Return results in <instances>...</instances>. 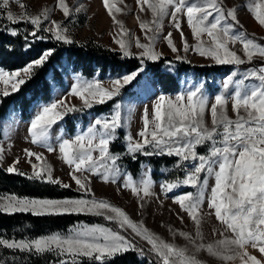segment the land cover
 <instances>
[{
	"label": "snow or ice",
	"instance_id": "1",
	"mask_svg": "<svg viewBox=\"0 0 264 264\" xmlns=\"http://www.w3.org/2000/svg\"><path fill=\"white\" fill-rule=\"evenodd\" d=\"M13 2L21 9L25 8L20 0H0V9L8 8ZM119 2L123 3V0ZM135 3L141 13L146 9L151 12L150 22L139 23L148 43H142L138 37L130 36L123 23L116 19L114 13H120L123 9L117 7L115 2L102 0L108 16L112 18L114 25L119 26V32L112 37L113 42L118 45L122 57L138 59L141 67L110 79L107 86L98 80L78 78L66 96L39 106L27 128L33 145H39L49 153L56 152L58 148L60 158L71 169L68 175L77 186L76 190L85 195L92 194L91 199L83 196L60 199L29 198L15 194L0 197V213H31L34 216L90 214L102 216L104 220L114 222L116 227L79 224L66 232H52L30 239L0 237V249L38 256L52 254L56 257L52 264H82L83 258H87L92 264H109L117 255L129 251L145 255L143 249L122 234L130 229L150 246L148 254L154 257L155 264H201L194 255L188 254L187 248L165 241L151 233L142 222H133L120 207L94 196L90 186L92 177H98L103 183L116 184L122 174L124 179L120 187L131 191L141 209L157 195L152 190L150 170H146L140 179H134L131 173L122 172L119 167L121 154L110 151L117 129L123 124L120 103H115L108 115L94 118L86 130L73 138L56 137L55 147L50 142L53 127L66 115L103 105L120 96L122 90L137 81L144 72L145 61L156 62L162 58L163 53L157 51L155 45L163 32L165 18H168V23L180 36L179 47L173 41L172 32L163 36L167 47L175 54L176 61L189 62L186 56L180 55V52L189 51H194L205 59L210 58L217 65L239 66L252 62L254 57L264 61V44L250 38L245 31H235L240 25L238 8H225L223 0H135ZM56 7L64 18L72 15L66 0H57ZM246 7L258 25L264 27V0H247ZM75 11L79 12L81 8L77 7ZM49 15L50 10L47 9L38 15H29L26 11L15 15L8 11L6 15L0 13V19H6L13 25H32V30L24 35L26 43L29 37L32 40L44 39L45 37L39 35L40 32L49 33L50 38L57 42L74 43L68 35V29L61 22L51 20L48 27L43 26L45 21H49ZM182 17H186L192 37L196 40L195 44L190 45L185 38L181 27ZM137 19L139 20V16ZM4 30L13 37L21 34L15 27L5 26ZM204 36H207V42L203 39ZM237 43L242 46L244 58L229 47L230 44ZM133 47L139 51H132ZM54 51L44 50L22 70L10 73L0 71V83L4 85L3 97L18 92L26 83L24 77L30 79L33 70L48 62ZM167 63L172 64L171 61ZM238 75L241 78L234 80ZM245 81L255 83L246 85ZM233 85L234 90L229 94ZM222 89L214 95L210 108V98L204 91L203 83L196 84L175 97L164 94L157 96L153 103L151 120L148 109L144 110L143 128L137 133L140 139H134L131 135L124 137L126 154L132 160L137 159V154L178 158L176 167L184 172L183 178L178 176L161 182L160 192L167 196L182 186L195 190L172 199L179 206L180 212L186 213L196 225L195 237L183 231L178 234L197 252L205 250L210 256L223 261L239 259L240 264H264V63L258 67H250L242 74L232 72L222 82ZM67 97L79 99L81 106L70 105ZM229 102L235 119L227 115L226 107ZM206 111L211 115V128L205 122ZM8 127L10 126L6 124L4 136H7ZM200 146H207L206 153L198 152ZM3 153L4 149L0 147V163L4 160ZM23 153L31 172L21 171L17 167L21 159L16 157L5 169L8 174H17L63 189L72 187L70 183L54 178L53 169L42 153L30 149H24ZM93 153L98 155L94 156ZM33 157L36 162H43L34 163L31 159ZM185 164L190 167L186 168ZM210 178H214V185L208 193L206 190ZM205 200L208 214L214 215L223 227L219 233L223 238L206 245L197 243L198 240H203L200 226L205 218L201 208ZM157 202L163 203L158 198ZM177 217L183 222L180 213H177ZM216 231L213 230L214 233ZM226 233H231V236L225 235ZM249 248L256 250L260 258L251 254ZM0 264H6L3 258H0Z\"/></svg>",
	"mask_w": 264,
	"mask_h": 264
},
{
	"label": "rangeland",
	"instance_id": "2",
	"mask_svg": "<svg viewBox=\"0 0 264 264\" xmlns=\"http://www.w3.org/2000/svg\"><path fill=\"white\" fill-rule=\"evenodd\" d=\"M22 4L25 5L24 9H21L20 6L16 3H10L8 8L0 9V12L6 13L8 11L13 12L15 15H21L25 11L29 15H38L40 12L44 10H50L49 21L44 22V27H48L50 25L51 20H56L65 25L68 29V35L74 41L73 44H80L86 42H93L97 45H100L111 52H119L118 45L113 42V35H116L119 32V26L114 25L111 17L108 16L106 10L102 5V0H66L69 4L70 9L72 10V15L69 18H64L62 12L56 7L57 0H20ZM115 2L117 7L123 9L120 13H114L116 15V19L123 23V26L128 30L130 36L138 37L142 43H148V40L145 38L144 33L141 32L139 28V23L141 21L152 20L151 12L147 9L145 12L141 13L136 6L135 0H123V3H120L119 0H110V3ZM224 7H232L236 6L238 8L237 17L240 21V25H238L235 31H245L250 38H260L264 40V27L258 25V23L254 20L252 14L248 11L246 5L247 0H223ZM77 7L81 8V11L76 12L75 9ZM139 16V20L137 17ZM30 25V24H29ZM32 26V25H30ZM181 27L184 32L185 38L187 39L190 45L195 44L196 40L192 37L191 30L187 25L186 17H182ZM168 32L173 33V41L179 47L180 46V36L179 33L168 23V18H165L163 24V32L160 34V37L155 45L156 50L163 53L161 59H167L171 61L172 64L169 65L166 61V65L164 70L171 73L178 78V88L173 92H163L158 86L157 82L150 75L149 72L144 71L139 76V83L133 89L132 96H121L115 103H120L121 106V116H122V127L117 129L116 139L113 144L120 143L123 145L122 149L119 151L121 154V159L123 157H129L126 154V142L124 137L126 135H131L134 139H140L137 136V133L142 130L143 122L142 116L145 108L148 109L149 120H151L152 116V108L153 103L155 102L157 96L160 94H164L167 97H175L178 93H184L193 87L196 84L203 83L204 91L209 96V108L211 102H214L213 97L215 94H218L222 91V82L224 79L230 75L232 72H236L238 74H242L246 70H240L237 68L232 69L228 74L225 75H198L193 74V72H185L181 74H177L178 65L181 63L190 65V66H210L217 65L210 58L205 59L201 57L198 53L194 51H189L188 53L180 52V55L186 56L189 62L176 61L175 54L171 52V50L167 47L166 41L163 39V36ZM46 33V32H44ZM203 39L207 42V36H204ZM229 47L237 51V54L244 58L242 46L237 43L235 45L230 44ZM114 49H116L114 51ZM132 51H139L133 47ZM121 53V52H119ZM122 54V53H121ZM253 60H259L258 57H254ZM152 62V61H148ZM153 63V62H152ZM18 69V70H22ZM62 76V85H57L55 82L51 83V95L47 101H41L34 103L30 108L29 118L23 119L20 115V111L18 107L10 105L7 113L0 119V147L4 149V160L0 163V168L4 171L5 169L12 163L16 157H20L21 163L17 166L21 171L31 172L30 165L25 162L26 158L24 156L23 150L30 149L32 151L42 153L44 159L48 162V164L53 169L54 178H60L65 183H70L72 187L69 190L73 197L71 198H80L83 196L85 199H91V195H85L82 192L76 190V185L74 181L70 180L68 175L71 170L69 166L64 164L62 159L60 158V154L58 152V148L56 152L49 153L46 149L40 147L39 145H33L30 142V137L27 134V128L29 126L30 120L33 118L35 113L38 110V107L47 103L52 102L53 100H58L61 96H66L68 91L70 90L73 83L77 81V79H85L89 81L98 80L104 86H107V82L110 79L116 78L124 73L129 72H121L117 74H104L102 75L99 71H96L92 76L87 77L84 76L80 71H75L72 69V65L70 62H64L59 69ZM0 71L3 69L0 68ZM6 71V70H4ZM17 71V70H15ZM8 72V71H7ZM13 72V71H12ZM10 73V72H9ZM27 79L28 77H24ZM241 76L238 75L234 77L235 79H240ZM255 83V81H245V84ZM145 85H149V87H145ZM4 89V85L0 83V100L3 98L2 91ZM234 90V85L230 90ZM68 103L70 105H76L80 107L82 102L75 97H67ZM110 102V101H108ZM107 102V103H108ZM106 104V103H105ZM112 104L107 110L100 113H77L73 112L64 117L62 121H60L57 125H55L52 129V134L50 137V142L55 147L57 144L56 137L63 138H73L76 134L81 133L86 130L89 124L93 121L94 118L108 115L114 107ZM97 106V105H95ZM87 110V109H85ZM227 115L235 119V114L231 108V102L228 103L226 107ZM205 122L209 128H211V115L210 112L205 113ZM8 125L7 136L3 135V131L5 129V125ZM120 141V142H119ZM117 142V143H116ZM207 151V146H200L198 148V152L200 154H204ZM115 154V153H114ZM94 156H97L98 153H93ZM140 155V154H137ZM144 156V155H140ZM166 156V155H164ZM169 165H162L158 169L153 170L148 163H142L139 173L137 175H132L134 179H140L146 170L149 171V175L153 181V191L157 194L156 197H153L149 200V202L145 205L143 209L138 207L137 198L132 195L131 191L128 189H124L120 187L123 183L124 176L123 174L120 176L116 184L113 183H103L98 177L91 178V188L93 190V194L97 199H106L110 203L115 206L120 207L122 210L126 212V214L133 220V222L141 223L145 228H147L151 233L158 235L160 238L164 239L169 243H173L178 247L187 248L189 255H194L201 264H240L239 259L235 261H223L216 257L210 256L205 250H201L197 252L195 248L189 244L187 240L181 237L178 233L180 231L187 232L193 237H195L196 225L194 222L187 216L186 213H181L180 208L177 204L173 203V197L178 196L187 192H194L195 190L190 187H179L175 189L173 192L168 193L167 196H164L160 192V183L165 180H173L176 177L183 178L184 172L177 169V157H170ZM34 163H42L36 162L35 158H31ZM118 161L119 167L122 169V172L130 173V171L126 168L125 164ZM185 167H190L189 164H185ZM209 187L206 190L210 193L211 186L214 185V178H210ZM56 186V185H52ZM59 189V186H56ZM119 189V190H118ZM10 195H3L0 197H5ZM23 197V196H22ZM157 198L159 201L163 203L160 204L157 202ZM2 202V201H0ZM202 211L204 213V221L200 226V230L203 236V240H198L197 243H204L205 245L208 243H213L217 240L222 239L223 237L219 234L220 231L223 230L222 225L216 220L214 215H209V209L207 206V200L201 206ZM177 213H180L183 216V222L177 217ZM23 214H31V213H23ZM32 215V214H31ZM75 216H90L102 219L101 223H86L80 222L74 225L84 224V225H104L106 227L115 228L116 226L112 225L114 222L106 221L102 216L90 215V214H71ZM64 216V215H63ZM37 217V216H36ZM43 217V216H39ZM115 224V223H114ZM73 225V226H74ZM71 226V227H73ZM69 227V228H71ZM65 231H57V232H66ZM217 231L214 233L213 230ZM176 233V234H174ZM50 234V233H49ZM128 239L138 243L142 247L148 250L150 247L146 241L142 240L140 237L135 236L131 232L130 229H127L122 232ZM225 235L231 236V233H226ZM27 239V238H23ZM19 240V239H18ZM251 254L257 255L260 258L259 253L249 248L248 249ZM55 257V256H54ZM56 258V257H55Z\"/></svg>",
	"mask_w": 264,
	"mask_h": 264
},
{
	"label": "trees",
	"instance_id": "3",
	"mask_svg": "<svg viewBox=\"0 0 264 264\" xmlns=\"http://www.w3.org/2000/svg\"><path fill=\"white\" fill-rule=\"evenodd\" d=\"M1 13V12H0ZM3 13V12H2ZM4 14V13H3ZM5 15V14H4ZM8 28H17L20 35L13 37L4 30ZM32 26L28 23L13 25L6 19H0V68L12 72L24 68L29 62L38 58L46 49H54V54L43 66L35 68L31 78L26 79V83L20 90L12 93L0 100V119L7 113L10 105L18 107L23 119L29 118L30 108L36 102L47 101L51 95V83L62 85V76L60 68L64 62H70L72 69L80 71L84 76L90 77L96 71L104 74H117L121 72H131L141 67L140 61L134 57H122L119 52L110 50L97 45L93 42L80 44H64L50 38L49 33L40 32L39 35L45 37L42 40H32L29 37L28 42L24 40L27 31H31ZM258 43L264 44V40L254 38ZM30 45V46H29ZM167 59H160L156 62L145 61L144 71L150 73L163 92H173L178 88V78L164 70ZM264 61L253 60L243 65H210V66H190L181 63L178 65L177 74L193 72L198 75H225L232 69L237 68L246 70L250 67H258ZM139 78L130 86L122 90L120 96L110 102L94 106L91 109L84 110L82 113H100L107 110L121 96H132L133 89L138 85ZM81 113V112H77ZM1 137V133H0ZM120 142V141H119ZM117 143V142H116ZM123 145L113 144L110 151L119 153ZM171 160L167 156H140L136 160L130 157H123L120 162L124 163L131 175L139 173L142 163H148L153 170L162 165H169ZM15 194L18 197L29 198H54L60 199L73 197L67 189H59L47 183L29 180L24 176L17 174H8L0 168V196ZM101 223L102 219L90 216L59 215V216H34L31 214L16 213L8 215L0 213V237L9 239L36 238L52 232L65 231L76 223ZM116 226L114 223L112 224ZM145 252L144 256L139 255L137 251H129L122 255H117L109 261V264H155V259L148 250L135 243ZM0 258L6 264H52L56 258L52 254L43 256L28 255L19 252H13L7 249H0ZM82 264H92L87 258H83Z\"/></svg>",
	"mask_w": 264,
	"mask_h": 264
}]
</instances>
